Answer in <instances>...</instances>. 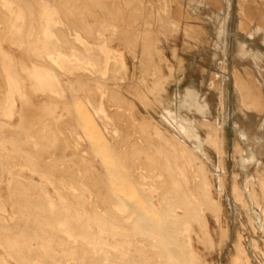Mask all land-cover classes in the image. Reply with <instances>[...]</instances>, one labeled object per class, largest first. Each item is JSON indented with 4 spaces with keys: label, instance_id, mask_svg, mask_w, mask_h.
Returning <instances> with one entry per match:
<instances>
[{
    "label": "bare ground",
    "instance_id": "bare-ground-1",
    "mask_svg": "<svg viewBox=\"0 0 264 264\" xmlns=\"http://www.w3.org/2000/svg\"><path fill=\"white\" fill-rule=\"evenodd\" d=\"M71 10L68 8L66 22L59 19L56 5L49 0H0V95L3 100L0 102V153L20 154L24 156L20 159L27 163L20 162L17 156L21 168L13 165L7 173L0 170V208L8 210L2 186L7 177L17 184L16 188L10 185V195L23 208L18 215L24 218L23 224L0 225V239L7 246L4 249L9 247L19 264H210L196 242L205 246L213 242L206 211L220 215L223 208L207 177L209 167L205 159L210 156L199 143L187 141L201 139L192 132L168 133L159 122L142 119L136 109L133 113L142 121L143 131L138 137L127 135V128L136 132L131 116H125L119 101L115 103L116 108L108 109V94L104 92V84L98 83L101 79L95 77L90 81L86 77L96 66L86 59L84 38L80 35L79 45L74 40ZM101 70L104 68H98V72ZM28 87L34 89L29 91ZM67 89L71 91V99L66 97ZM83 96L89 105L82 100ZM16 97L20 98L21 107L13 106ZM124 123L126 132H123ZM62 127L73 133V152L72 156H65L66 163L70 162L65 166L57 158L41 157L51 144H48V135L40 137L44 139L42 145L32 139V132H52L53 136V132H63ZM182 127L192 130L189 124ZM105 131L111 134L112 140L103 134ZM2 132H23L25 136L11 137L9 133L13 142L10 146L8 139L3 138L7 134L2 136ZM165 139L169 140V146ZM56 140L59 143L57 138L52 141ZM200 151L205 153V158ZM5 156L7 159L6 154L0 159L4 161ZM14 157L9 158L13 161ZM44 160L48 164L56 160V165L47 167ZM31 171L49 181L57 177L54 181L56 185L60 182L55 188L59 200L43 182L35 181ZM67 177L70 180L66 179V185H62L61 181ZM36 185L39 190L35 189ZM218 188L219 193L223 191V181ZM254 192L260 196L254 195V200L245 206L250 214L259 215L264 232V196L258 188ZM0 215L4 220L5 214ZM196 222L201 230L197 241L193 237ZM31 227L32 233L27 236ZM223 230L229 234V227ZM32 240L38 241L44 250L35 243L37 252H33ZM56 242L67 244L64 245L67 249L62 253L63 246L55 248ZM246 258L251 262L248 253ZM0 264L10 262L0 255Z\"/></svg>",
    "mask_w": 264,
    "mask_h": 264
},
{
    "label": "rangeland",
    "instance_id": "rangeland-1",
    "mask_svg": "<svg viewBox=\"0 0 264 264\" xmlns=\"http://www.w3.org/2000/svg\"><path fill=\"white\" fill-rule=\"evenodd\" d=\"M49 1L56 5L60 20L67 22L68 8L73 9L71 10L74 14L73 23H68L74 26V40L79 45L80 35L84 38L86 59L94 62L96 66L92 72L86 74L87 79L93 81L95 77H99L101 80L98 83L104 84L102 85L104 92L108 94L106 107L116 108L115 103L119 101L125 116H131L130 120L134 122L136 132H132V128H127L126 123L123 125V132L128 131L126 134L132 137L141 136L143 127L140 122L142 121L135 118L137 114L133 113V110L136 109L142 119L159 122L161 128L168 133L192 132L194 136L197 135L201 139L199 141L195 137L187 141L190 144L199 143L203 151L210 156L209 159H205L209 167L206 171L207 177L210 178L214 193L223 208L220 215L210 210L206 211L213 236L212 243L207 242L205 246L202 242H198L197 235L201 234V230L197 222L193 224V237L203 256L210 264H264L262 222L258 218L259 215L250 214L245 206L247 202L254 200V195L260 196L258 192V195L254 192L255 189L258 188L264 196V166H262L264 165V0ZM72 1H75L76 5ZM87 25L89 29H86ZM75 49L79 52L78 46H75ZM96 54L103 59H98ZM98 68H104V70L98 72ZM30 88L28 87V90ZM32 89L34 88L30 90ZM115 91L118 95H114ZM66 97L72 98L69 89H67ZM1 98L2 95H0L2 103ZM18 98L16 97L13 104L17 108L22 104ZM82 100L89 103L85 96ZM66 115L67 113L63 116L64 119L68 117ZM182 124H189L192 130L184 129ZM61 129L63 132H53L57 137L51 136L52 132L47 134L32 132V139H36V142L42 145L44 139L41 138L48 135L46 138L48 144H51L47 146L41 157L47 160L57 158L61 161V166H65L70 163H66V157L73 152V135H71L73 133L67 132L66 127ZM9 133L11 137L14 134L25 136L23 132ZM9 133L2 132V136L7 134L3 138L6 137L9 143H13ZM103 134L112 140L110 133L105 131ZM53 138H57L59 143L56 140L55 144L52 141ZM64 138H67L65 141L69 142L65 143ZM165 141L168 142L166 146H169V140L165 139ZM8 142L6 144L10 145L11 143ZM52 144L58 145L57 148ZM241 147L242 150H240ZM2 153L0 156L3 157L6 154L7 159L6 156L4 161L3 158L0 159L1 171L7 173L13 165V168L22 167V163L19 164L18 160L24 159V156L9 152ZM199 153H203L205 158L204 152ZM11 155L13 157L16 155L13 161L10 160ZM248 156H252L251 160ZM60 157L64 162L60 160ZM21 160L20 162L27 164L26 160ZM55 161L49 164L54 167ZM43 162L48 167L49 161ZM31 174L35 181L43 182L50 189L51 193H49L59 200L60 196L55 188L60 182L56 185L54 181L57 177L53 176V181H49L34 171H31ZM66 179L70 180L69 177L64 178L61 181L62 185H66ZM26 180L29 181L28 179L24 181ZM221 181H223L224 189L222 193H219L218 187ZM10 185L17 187V184L11 183L6 177L2 186L8 202V210L4 211V208H0V213L5 214L4 220L0 215L1 226H6L9 222V225L24 222L23 216L18 215L23 208L13 202ZM237 186L242 194L239 193L240 190H237ZM36 187L35 189L39 190L37 185ZM191 187L193 188L192 181ZM16 216L19 221L15 218ZM223 227H229L228 235ZM50 228L52 229L51 226ZM31 231L32 227L29 232H25L26 235L29 236ZM32 241L29 243H33V252H37V249H34L38 244L37 248L44 250L38 241ZM4 243L0 239V255L4 256L10 264H19V259L11 253L10 248H6L7 251L4 249L6 246ZM239 243L242 244V248ZM60 244L56 242L57 246L55 243L53 245L57 249L63 246V253V250L67 249V244ZM8 251L12 257L9 256ZM247 253L251 262L246 258Z\"/></svg>",
    "mask_w": 264,
    "mask_h": 264
}]
</instances>
